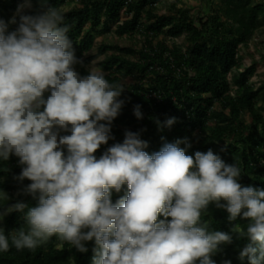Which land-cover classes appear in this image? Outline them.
<instances>
[{"label":"clouds","instance_id":"obj_1","mask_svg":"<svg viewBox=\"0 0 264 264\" xmlns=\"http://www.w3.org/2000/svg\"><path fill=\"white\" fill-rule=\"evenodd\" d=\"M37 3L40 10L27 14L32 0H22L14 31L0 20V159L19 158L16 179L31 181L23 192L38 200L22 227L7 233L0 227V252L34 250L55 236L57 247L66 243L81 253L94 240L93 264H215L211 256L233 241L229 233L210 231L203 218L215 203L229 222L249 221L231 229L248 241L239 258L264 264V189L242 186L238 164H226L211 149L187 155L180 145L190 144L179 139L149 154L132 131L96 159L112 139L125 87L94 69L81 75L64 14ZM134 115L142 118L140 105ZM125 184L127 194L113 203L112 190ZM0 199L9 197L0 191ZM26 207H0V221Z\"/></svg>","mask_w":264,"mask_h":264},{"label":"trees","instance_id":"obj_2","mask_svg":"<svg viewBox=\"0 0 264 264\" xmlns=\"http://www.w3.org/2000/svg\"><path fill=\"white\" fill-rule=\"evenodd\" d=\"M206 1L204 13L193 16L190 9L178 6L180 0H172L163 14L158 13L157 5L168 0H44L64 14L75 56L81 61L75 66L81 75L88 73L85 67L92 60L105 55L99 68L110 82L134 79L124 85L120 99L125 103L111 123L112 139L93 154L96 159L108 147L122 143L126 131L139 133L149 154L165 143L186 140L190 147L184 143L180 147L187 155L211 149L226 164H238L242 186L264 189V82L255 86L250 81L255 64L242 68L239 55V48L247 46L255 31L264 27V0H219L217 7ZM20 3L22 0H0V20L7 24L8 32L19 25ZM39 10L37 0H32V9L26 11L35 14ZM14 16L15 24L10 23ZM109 32L117 37L137 35L140 47L101 43L94 54L89 53L95 38ZM136 105L141 106L142 118L134 115ZM246 113L250 124L244 119ZM173 117L175 123L167 126L166 121ZM63 151L66 156V147ZM22 167L15 155L7 161L0 159V191L9 197L0 199V207L17 202L27 206L0 221L6 233L22 227L28 208L38 203L23 192L31 181L16 179ZM126 194V184L119 193L112 190V202ZM202 215L210 222V231L233 236L232 243L221 244L211 256L215 264H249L247 257L239 258L247 239L231 233L234 224L246 226L249 221L238 217L229 222L227 211L215 203ZM59 243L54 236L34 250L10 247L0 252V264H93L94 240L85 242V253L66 243L57 247Z\"/></svg>","mask_w":264,"mask_h":264},{"label":"rangeland","instance_id":"obj_3","mask_svg":"<svg viewBox=\"0 0 264 264\" xmlns=\"http://www.w3.org/2000/svg\"><path fill=\"white\" fill-rule=\"evenodd\" d=\"M172 0H168V2L160 3L157 5V11L159 14H163L167 12L169 3ZM219 0H210V6L217 7ZM73 5V4H72ZM184 8L190 9V12L193 16L197 14H202L207 9V1L206 0H180L178 5ZM67 6L65 8L68 9ZM125 18L122 17V19ZM114 29V26H111ZM161 38V37H160ZM159 38V39H160ZM264 27H260L255 31L252 38L249 40L247 46H242L239 48V55L242 56L241 67L246 68L251 64H255V73L251 76L250 81L255 85L259 86L262 82H264ZM141 38L137 35L135 36H123L117 37L112 32H109L105 35L99 36L95 38L94 47L89 51V53L94 54L96 52V47H98L101 43L107 44H117L119 46H135L137 48L140 47ZM107 54H110L107 53ZM105 57V55H101L100 57L92 60L86 67L85 70L88 72L89 69H94L96 71H101L99 68V62ZM77 70V69H76ZM80 73V70H77ZM102 72V71H101ZM134 81L133 78L127 77L122 80V84L128 86ZM245 121L250 124L251 118L248 113L244 115ZM112 126V124H111ZM65 131L61 130L59 135H63Z\"/></svg>","mask_w":264,"mask_h":264},{"label":"built area","instance_id":"obj_4","mask_svg":"<svg viewBox=\"0 0 264 264\" xmlns=\"http://www.w3.org/2000/svg\"><path fill=\"white\" fill-rule=\"evenodd\" d=\"M227 79L230 80L231 79V76L230 74L227 75Z\"/></svg>","mask_w":264,"mask_h":264}]
</instances>
